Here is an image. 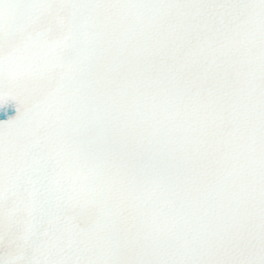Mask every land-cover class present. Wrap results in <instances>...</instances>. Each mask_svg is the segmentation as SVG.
Returning a JSON list of instances; mask_svg holds the SVG:
<instances>
[{
	"label": "snow or ice",
	"instance_id": "1",
	"mask_svg": "<svg viewBox=\"0 0 264 264\" xmlns=\"http://www.w3.org/2000/svg\"><path fill=\"white\" fill-rule=\"evenodd\" d=\"M0 264H264V0H0Z\"/></svg>",
	"mask_w": 264,
	"mask_h": 264
}]
</instances>
